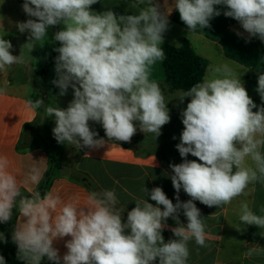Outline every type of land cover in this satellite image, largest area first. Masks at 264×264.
Instances as JSON below:
<instances>
[{
  "label": "clouds",
  "instance_id": "1",
  "mask_svg": "<svg viewBox=\"0 0 264 264\" xmlns=\"http://www.w3.org/2000/svg\"><path fill=\"white\" fill-rule=\"evenodd\" d=\"M97 2L24 0L22 10L29 18L16 27L29 33L28 41L43 40L50 27L64 26L53 35L59 44L54 49L58 55L53 84L60 95L73 89L67 108L45 107L39 98L25 101V106L43 107L46 117H55L52 132L57 142L78 149L130 142L137 127L157 138L171 117L169 101L150 76L153 66L167 58L161 45L170 13L161 12L154 0H137L138 14L118 15L112 9L97 13L91 9ZM216 6H224L223 15L239 22L249 37L264 42V0H174L189 32L211 27L210 21L221 15ZM12 49V43L0 37V71L23 63ZM259 73L256 91L264 101V71ZM5 91L0 88V95ZM185 98L190 100L181 111L184 127L176 145L184 159L169 166L176 202L161 187L144 186L142 191L155 205L145 198L136 200L126 221L114 189L90 192L83 204L79 195L65 202L54 191L42 197L29 189L31 195H23L22 186L38 185L43 178L40 159H32L18 179L9 171L8 158L0 156V223L11 220L13 209L18 211L21 219L11 237L17 259L25 264H41L44 258L54 264H187L190 241L208 247L207 225L195 201L220 208L250 185L264 186V104L257 106L227 63L211 66L201 82L176 96L180 103ZM89 121L99 123L107 139L98 138ZM189 154L199 162L188 160ZM249 158L251 166L246 164ZM181 189L190 199L180 200ZM181 212L186 224L179 219ZM259 213L242 203L240 222L264 230V206ZM169 218L177 225L171 229L175 239L165 242L162 232ZM64 237L71 239L61 259L53 244ZM0 241L6 242L3 233ZM259 255H264V247L257 244L245 252L246 258ZM0 264H6L2 255Z\"/></svg>",
  "mask_w": 264,
  "mask_h": 264
},
{
  "label": "crops",
  "instance_id": "2",
  "mask_svg": "<svg viewBox=\"0 0 264 264\" xmlns=\"http://www.w3.org/2000/svg\"><path fill=\"white\" fill-rule=\"evenodd\" d=\"M23 2L24 0H0V37L12 43L13 55L23 57V63L0 71V88H6L4 94L0 95V156L8 158L9 171L18 179H23L32 159H40L39 163L44 169L40 183L22 186V193L31 194L29 189L36 191L49 171L51 181L46 193L54 191L65 202L79 195L83 204L84 197L90 192L114 189L118 199L117 207L125 208L124 221L127 219V212L136 206V200L145 198L155 205L142 191L144 186L149 190L161 187L175 203L176 192L170 179L172 170L169 166L182 163L184 159L176 145L180 143L184 127L181 111L186 108L190 98H185L183 103L176 99L181 90L170 87L163 63L157 62L151 70L150 79L160 84L169 101L167 106L172 122V125L167 126L165 134L161 132V141L154 138L149 140L148 136L152 133L145 134L137 128L130 142H109L95 150L58 143L52 132L55 117H46L43 107L37 110L26 107L25 101L39 98L43 99L45 107L52 105L64 109L73 99L71 87L65 95H60V89L53 84L57 78L55 58L58 55L54 49L59 46L58 42L53 41V35L64 26L60 24L50 27L48 37L43 40L28 41L29 33H20L16 27L17 22L29 18L22 10ZM154 2L160 6L161 12L166 15L170 13L163 44L180 47L187 40L195 53L209 62L205 75L211 66L229 64L233 72L240 76L245 88L250 90L249 96L257 106L264 104L256 91L259 72L264 71V42L249 37L239 22L225 17L224 6H216L221 15L210 21L211 27H197L189 32L174 8V0ZM91 9L97 13L112 9L118 15L138 14L140 10L137 0H98ZM89 126L98 133V138L107 139L99 123L89 121ZM163 134L167 139L162 138ZM85 153L89 157H84ZM187 159L198 161L191 154ZM246 164L252 165L250 158L246 160ZM179 196L181 201L190 199L182 189ZM195 203L207 225L208 247H200L194 240L190 241L187 264H264V255L252 258L245 256L246 250L255 244L264 247V236L261 235L264 230L255 225L243 224L239 219L242 203H247L254 212L260 214L259 210L264 206V186L250 185L243 195L220 208L208 207L199 201ZM18 219L21 218L16 210L11 228L0 226V233H3L6 240L0 241V255L5 258L6 264H25L17 259V246L11 239ZM179 219L181 223H187L182 212ZM166 223L167 227L162 232L165 242L175 239L171 229L177 226L171 218ZM237 228L242 230L237 231ZM69 239L71 237L54 241L53 246L59 250L61 259L67 252L65 242ZM46 261L44 258L41 264H49Z\"/></svg>",
  "mask_w": 264,
  "mask_h": 264
},
{
  "label": "trees",
  "instance_id": "3",
  "mask_svg": "<svg viewBox=\"0 0 264 264\" xmlns=\"http://www.w3.org/2000/svg\"><path fill=\"white\" fill-rule=\"evenodd\" d=\"M161 47L164 48L167 57L162 62L165 69L166 81L172 89L186 91L195 83L202 81L209 62L198 56L187 40L180 47H174L169 44H163ZM50 181L51 172L48 171L44 180L36 189V191L41 193L42 197L46 194ZM23 194L25 196L31 195L29 193ZM13 213H16V209H13ZM14 216L10 225L13 223Z\"/></svg>",
  "mask_w": 264,
  "mask_h": 264
},
{
  "label": "rangeland",
  "instance_id": "4",
  "mask_svg": "<svg viewBox=\"0 0 264 264\" xmlns=\"http://www.w3.org/2000/svg\"><path fill=\"white\" fill-rule=\"evenodd\" d=\"M246 90H247V92H248V94H249L250 90L247 89V87H246ZM250 93H251V92H250ZM171 123H172V122H169L168 124L162 126L161 132H164V134H165V131L167 132V126H168V125H172ZM137 128H138V127H137ZM164 134L162 135V138H164V139L166 138V139H167V136L164 135ZM163 136H164V137H163ZM151 138L159 139V140L161 141V135H159V136L156 138L154 134H151L150 136H148V139L150 140ZM23 195H25V194H23ZM14 214H15V213H13L12 218H11V220H10L9 222H7V223H2L0 226H2V227H8V228L10 229V228H11L10 223H11V221H12V219H13ZM45 259L49 262V264H54V262L49 261L47 258H45ZM47 261H46V262H47Z\"/></svg>",
  "mask_w": 264,
  "mask_h": 264
}]
</instances>
